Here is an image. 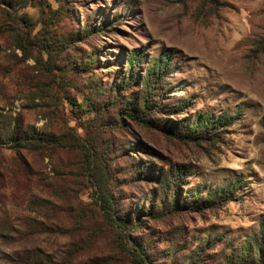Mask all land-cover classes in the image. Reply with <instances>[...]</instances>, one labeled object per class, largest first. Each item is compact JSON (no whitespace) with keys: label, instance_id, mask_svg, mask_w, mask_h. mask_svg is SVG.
<instances>
[{"label":"rangeland","instance_id":"rangeland-1","mask_svg":"<svg viewBox=\"0 0 264 264\" xmlns=\"http://www.w3.org/2000/svg\"><path fill=\"white\" fill-rule=\"evenodd\" d=\"M28 258L264 264V0H0V264Z\"/></svg>","mask_w":264,"mask_h":264},{"label":"trees","instance_id":"trees-1","mask_svg":"<svg viewBox=\"0 0 264 264\" xmlns=\"http://www.w3.org/2000/svg\"><path fill=\"white\" fill-rule=\"evenodd\" d=\"M148 100L144 101V109L142 110V112L137 113V114H132L130 112H125V116H127V118L129 119H134V118H142L144 116V114H146V112L148 111ZM49 144L50 142L48 140H43V144ZM12 147L16 148V149H23V150H29L31 148H33L34 146H41L42 142L39 140H33L31 138L28 137H21L18 139H14L11 142ZM95 181H93V186L95 191L100 195L99 199L101 200V202L103 203L102 206L104 209H107L108 211H113L114 210V204L113 201L109 195V193L106 191V184L104 179H94ZM108 214V213H107ZM108 216V215H106ZM110 220L115 219L112 215L111 217H109ZM29 263L28 264H38L37 263V259L33 258L30 260V258H28ZM22 264L21 262H18L17 264ZM134 264H144L141 260L136 259L134 261Z\"/></svg>","mask_w":264,"mask_h":264}]
</instances>
